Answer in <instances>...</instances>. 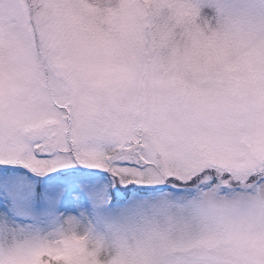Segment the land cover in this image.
I'll return each instance as SVG.
<instances>
[{
    "label": "snow or ice",
    "instance_id": "1",
    "mask_svg": "<svg viewBox=\"0 0 264 264\" xmlns=\"http://www.w3.org/2000/svg\"><path fill=\"white\" fill-rule=\"evenodd\" d=\"M0 264H264V0H0Z\"/></svg>",
    "mask_w": 264,
    "mask_h": 264
}]
</instances>
